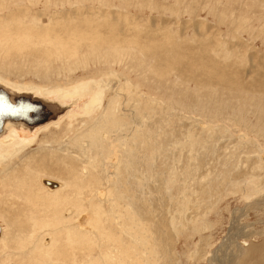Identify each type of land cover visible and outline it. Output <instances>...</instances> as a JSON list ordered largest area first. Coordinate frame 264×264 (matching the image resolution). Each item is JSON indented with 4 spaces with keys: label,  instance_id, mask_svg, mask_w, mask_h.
<instances>
[{
    "label": "rangeland",
    "instance_id": "obj_1",
    "mask_svg": "<svg viewBox=\"0 0 264 264\" xmlns=\"http://www.w3.org/2000/svg\"><path fill=\"white\" fill-rule=\"evenodd\" d=\"M0 77L95 97L0 164V264H264V0H0Z\"/></svg>",
    "mask_w": 264,
    "mask_h": 264
},
{
    "label": "bare ground",
    "instance_id": "obj_2",
    "mask_svg": "<svg viewBox=\"0 0 264 264\" xmlns=\"http://www.w3.org/2000/svg\"><path fill=\"white\" fill-rule=\"evenodd\" d=\"M86 83H88V82H86ZM82 84H83V86H80L78 84V85H73L72 88L71 87L70 88H63V90H65V92L68 91V93L63 92L62 94H60L57 91L50 92L53 89L56 90V88H51V89H48L46 91V90L42 89L43 88L42 86H36V85L21 86L19 84L10 83L8 80H5L2 77H0V92L4 93L6 95V98L12 104H17V103L22 104V106L19 107L18 112H25V114L30 118V121H28L22 117L21 118L10 117L9 115H3L0 113V164H4L6 162L12 161L13 159L19 157L24 152H26L28 146L31 144V141H33L35 139V137H37L41 131H43L46 127L52 125L53 123L60 121L62 119V117L69 116L68 120L66 121V123L69 124L67 126H70L74 122H77L78 120L75 118L73 120H71L72 117H70V116L79 115L80 113H83L82 115H84L86 108L90 109V107L92 106L91 103H90V106H88L87 101L91 102L95 98V97H92L90 94H88V92L91 91L90 88L87 90V87H85L86 84L85 83H82ZM99 85L101 86L100 82H99ZM107 85H108V83H107ZM91 86H93V85H91ZM95 86H94V89H95ZM48 87H50V86H48ZM79 88H81V89H79ZM98 89L102 94H105V90L103 88L99 87ZM81 90H84L83 91L84 93L83 92L80 93ZM70 91H75L78 95H73V93H69ZM106 91H107V89H106ZM30 92H35L36 94H39V95H35V94L30 93ZM92 95L95 96V94H93V92H92ZM45 98H48V99H45ZM52 101L55 104H52ZM70 101L71 102H78L79 101V103L81 105H78V107L76 109H73V110L68 109L66 111L65 115H63L62 117L61 116L58 117V119L56 121L50 120V118L53 116L55 109H57L59 106L60 107L65 106V105L67 106V103H69ZM25 102L31 103L32 106H24ZM71 102H70V104H72ZM96 103H97V101H96ZM57 126H59V125H56L55 127H57ZM34 129H36V130H34ZM46 130H48V129H46ZM9 138H11V140H8ZM82 145L88 147V142H87V144H82ZM110 163L112 164V162H110ZM33 167H34V165H33ZM41 171L43 173L44 169L42 168ZM45 173L46 172H44V174ZM1 179H3V178H1ZM40 181H41L42 187L47 188L48 192L53 193L55 195H57L58 193L60 194L61 191L67 189V188H65L64 183L59 181V180H51L48 177H40ZM23 182L27 183L26 188H28L29 191H26L27 189H25L23 185H21V186L17 185L14 188L13 196L16 194L19 197L20 195L27 194L33 198V196H32L33 190H32L31 183L34 182V179L30 181L31 183L28 180H25ZM6 185L9 186L10 184L9 185L6 184ZM39 190H40V188H39ZM65 193H67V192H65ZM66 214H67V216L69 214H71V210L67 211ZM3 238H4V229H3V226L0 224V243H1V240H3ZM48 244H49V242H48Z\"/></svg>",
    "mask_w": 264,
    "mask_h": 264
},
{
    "label": "water",
    "instance_id": "obj_3",
    "mask_svg": "<svg viewBox=\"0 0 264 264\" xmlns=\"http://www.w3.org/2000/svg\"><path fill=\"white\" fill-rule=\"evenodd\" d=\"M22 104H12L7 98L6 95L0 92V113L3 115H9L10 117L16 118H25L26 120L30 121V118L25 114V112H18L19 107ZM24 106H32L31 103L25 102Z\"/></svg>",
    "mask_w": 264,
    "mask_h": 264
}]
</instances>
